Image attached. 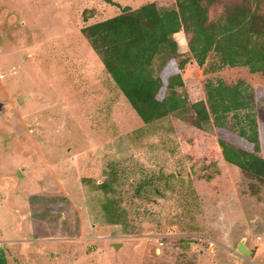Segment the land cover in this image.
Masks as SVG:
<instances>
[{
	"label": "rangeland",
	"instance_id": "obj_1",
	"mask_svg": "<svg viewBox=\"0 0 264 264\" xmlns=\"http://www.w3.org/2000/svg\"><path fill=\"white\" fill-rule=\"evenodd\" d=\"M150 1L0 0V264H264V180L217 156L241 146L234 120L144 125L81 34ZM219 78L257 92L264 128V75L244 67L196 73L189 101Z\"/></svg>",
	"mask_w": 264,
	"mask_h": 264
},
{
	"label": "trees",
	"instance_id": "obj_2",
	"mask_svg": "<svg viewBox=\"0 0 264 264\" xmlns=\"http://www.w3.org/2000/svg\"><path fill=\"white\" fill-rule=\"evenodd\" d=\"M158 1L122 7L113 17L82 28L81 34L144 125L188 111L192 127L211 123L220 130L231 118L241 146L219 140L217 156L264 180V157L259 156L264 155V128L259 129L254 112L257 92L244 81L228 85L220 78L207 79L204 99L193 102L186 87L196 73L226 67L264 75V0L233 3L215 21L208 13L220 0H173L170 7H160ZM179 33L187 37L184 59L174 39ZM211 55L215 59L209 63ZM172 68L175 72L162 77Z\"/></svg>",
	"mask_w": 264,
	"mask_h": 264
},
{
	"label": "water",
	"instance_id": "obj_3",
	"mask_svg": "<svg viewBox=\"0 0 264 264\" xmlns=\"http://www.w3.org/2000/svg\"><path fill=\"white\" fill-rule=\"evenodd\" d=\"M238 251L245 254V255H249V251L246 249V247L244 246V241H241L238 245Z\"/></svg>",
	"mask_w": 264,
	"mask_h": 264
}]
</instances>
